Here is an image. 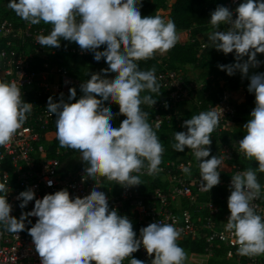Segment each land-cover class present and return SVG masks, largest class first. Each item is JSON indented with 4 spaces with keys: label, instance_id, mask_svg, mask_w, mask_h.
I'll return each mask as SVG.
<instances>
[{
    "label": "clouds",
    "instance_id": "1",
    "mask_svg": "<svg viewBox=\"0 0 264 264\" xmlns=\"http://www.w3.org/2000/svg\"><path fill=\"white\" fill-rule=\"evenodd\" d=\"M8 7L32 25H52L47 35L37 36V43L46 48H59L61 40L75 42L81 50L94 53L108 67L91 74L81 84L83 95L76 100V88L68 99L48 98L47 110L56 116V138L59 146L79 151L85 162V176L97 177L130 187L142 184V169L152 176L162 171L165 151L157 132L148 122L142 104L153 107L156 100L142 92L159 93L155 68L140 70L139 61L153 59L157 53L170 51L180 40L173 21L161 16H142V0H10ZM235 13V16H234ZM214 31L208 40L225 55L235 52L236 62L220 64L229 76L237 71L250 80L248 91L255 94V107L243 128L246 135L239 140V152L258 162L257 171L264 173V73L249 75L258 68L257 54H264V0H244L235 10L219 5L211 13ZM222 26L227 30H221ZM106 45L103 51L100 47ZM247 57V59H244ZM115 74L109 79L107 74ZM97 97H100L99 99ZM104 102L119 105L114 114ZM32 103L22 98L15 81H0V147L11 143L26 123ZM124 115L119 127L111 121ZM156 124V129L159 128ZM187 131L174 133L172 147L183 152L187 147L199 162L201 190L209 191L221 182L223 159L210 156L212 133L219 126L216 110L201 112L184 121ZM182 171L190 174V167ZM135 173V174H134ZM0 228L18 235L26 228L28 217H38L28 229L41 264H145L132 256L141 246L151 264H185L187 254L178 245L180 231L170 223L153 222L140 229V238L127 215L110 209L107 195L96 186L90 195L74 199L67 189L35 198L32 188L19 193L20 207L35 199L34 208L19 218L11 215L8 174L0 173ZM53 184L48 180V185ZM228 197L230 216L226 231L234 237L238 254L247 257L264 255V217L257 213L253 201L261 195L257 172L249 168L232 175Z\"/></svg>",
    "mask_w": 264,
    "mask_h": 264
},
{
    "label": "built area",
    "instance_id": "2",
    "mask_svg": "<svg viewBox=\"0 0 264 264\" xmlns=\"http://www.w3.org/2000/svg\"><path fill=\"white\" fill-rule=\"evenodd\" d=\"M242 2L229 0L227 7L234 11ZM167 10L170 14V10ZM158 15L161 16L160 11ZM164 20L168 21L170 17ZM51 29L52 25H32L16 13L8 16L0 14V81H15L21 88L25 102L33 104L22 129L10 144L0 147V173L8 174L7 198L12 205L11 215L19 218L34 208L35 199L23 209L20 207L22 199H17L20 192L29 188L35 191V198L38 199L62 189H67L74 199L76 196L90 195L97 182L101 185L97 190L107 195L110 209L127 215L133 223L138 239L140 229L150 223L159 221L173 224L180 231L177 243L187 254L185 264H212L219 259L218 256L229 264H264V255H239L238 245L232 243L234 237L226 231L232 175L249 169L238 162L248 160L239 152V140L242 138L226 135L233 132L232 127L236 124L237 103L225 92L209 108L219 113V126L212 133L211 153L205 159H211L213 155L223 159V165L218 169L221 171V182L211 190H201L199 162L187 147L173 159L165 158L163 153L162 171L156 175L150 176L146 168L142 169L140 185L124 187L103 177H97L95 182L85 176L86 165H81L84 161L76 150L56 145V116L46 108L48 98L52 96L58 102L63 93V98L67 100L69 90L81 85V78L74 76L64 60L56 56L62 46L46 48L37 43V36L47 35ZM64 49L80 56L92 53L81 50L75 42L69 41H65ZM156 77L163 93L160 101L152 107L154 115L150 124L153 128H156V124L162 127L166 123L184 128L183 121L192 109L189 107L191 87L185 71L165 67ZM201 112L204 111L200 109L198 114ZM72 156L78 159L76 163L68 162ZM182 166L190 167V174L183 172ZM250 168L254 170L252 166ZM48 180L53 181L51 186ZM252 203L257 213L264 217V183L261 184L260 197ZM37 219L28 217L31 223L26 220L25 230L18 235L0 228V264H41L32 237L28 234V229ZM201 238L206 242L204 252L186 249L190 241ZM218 251L222 252L221 255L217 254ZM133 254L145 264H151L155 257V254L149 257L143 246ZM123 263L129 264L127 260Z\"/></svg>",
    "mask_w": 264,
    "mask_h": 264
},
{
    "label": "trees",
    "instance_id": "3",
    "mask_svg": "<svg viewBox=\"0 0 264 264\" xmlns=\"http://www.w3.org/2000/svg\"><path fill=\"white\" fill-rule=\"evenodd\" d=\"M229 0H174L169 4V0H142V7L140 8L142 16H156L160 10H170V20L176 25L177 34L180 37L178 43L170 51L164 54L157 53L153 59L147 61H139L138 66L140 70H151L155 68V75L157 76L163 68L182 69L183 65L193 64L195 67L205 68L203 74L204 82L202 85H198L195 82L192 83V104L191 112L187 113V117L197 115L201 110L209 111L210 106L214 105L224 95L227 90L236 91L239 89L244 90L245 99L242 102L237 103V112L234 117L236 123L241 124L238 131L227 132L226 135L231 134L232 137L243 138L246 135V129L243 125L250 119V113L255 107V94L248 91V85L250 80L246 77H242V74L237 71L234 75L229 76L226 70H221L218 65L220 64H232L236 62L235 52L225 55L222 51H218L214 48V45L210 41H204V38L200 39L206 32L213 30L210 24L211 13L219 5L227 7ZM244 2V0H243ZM15 13L13 10H7L0 8V14L8 16V14ZM40 25H50L44 24ZM62 48L57 52V57H61L64 63L69 66L70 72L79 78H81V84L87 82L91 78L93 73H104L102 69L107 68L108 65L105 59L102 58L99 62L94 59V53L92 52L86 56H80L77 54L65 51V41L61 40ZM106 45H102L99 49L103 51ZM244 59H247L245 57ZM257 59L261 61L258 68H250L249 75L253 73H264V54L258 53ZM186 74V73H185ZM108 78L109 75L107 74ZM186 79L187 75H186ZM81 86V85H80ZM77 87V95L75 102L82 95L81 87ZM163 90L160 86L159 93H149L147 91L142 92L141 96L151 95L157 102L160 101V97ZM156 102V103H157ZM105 103V102H104ZM111 108L114 114L119 113V106L116 103L106 102ZM141 109L146 111L148 115V122L154 115L152 107L147 104H142ZM126 119L124 115H115L111 121L113 127H119L120 123ZM56 124V118H55ZM242 127V128H241ZM163 145L164 157L173 159L179 156L182 152H176L172 145L176 142L174 140V133L178 131H187V129L178 127L176 124H164L158 129L153 128ZM56 145H59L56 139ZM79 153V151H75ZM245 167L250 168L252 166L254 171L258 175L259 183H264V173L257 171L258 162L254 160L238 161ZM81 165H86L85 162ZM206 248V242L204 238L199 241H190L186 245V249L190 252H204ZM221 251L217 254L221 255ZM132 256L135 258L134 254ZM130 264V258L126 259ZM124 264V263H123ZM216 264H229L226 261L217 262Z\"/></svg>",
    "mask_w": 264,
    "mask_h": 264
},
{
    "label": "rangeland",
    "instance_id": "4",
    "mask_svg": "<svg viewBox=\"0 0 264 264\" xmlns=\"http://www.w3.org/2000/svg\"><path fill=\"white\" fill-rule=\"evenodd\" d=\"M0 1H2V3H0V8H4V9L9 8L8 4L10 3V0H0ZM173 1L174 0H169V4H171ZM162 17L164 19L165 15H162ZM222 29H224V28H222ZM203 36H204V41H206V42L209 41L208 40V34H206V35L204 34ZM203 36H200L199 38L202 39ZM181 68L185 71V73L187 75L188 82L190 84L191 89H192V83L193 82H195L198 85L203 84V82H204L203 74L205 72V68L195 67L193 64L183 65ZM108 75H109V79H114L115 74L108 73ZM226 93L228 94L229 98L232 99L235 103H239L240 101L245 99V94H244L243 89H239L236 91L227 90ZM97 98L99 99L100 97H97ZM191 104H192V98L189 102V107L191 106ZM116 105L119 106L118 104H116ZM104 106L109 107V105L106 102L104 103ZM187 119H189V118L187 117L185 120H187ZM239 127H240L239 125H237V126L234 125L232 127L233 131L234 132L238 131ZM55 135H56V131H55ZM77 155L81 157L80 152L77 153ZM77 160L78 159H75L74 156H72L68 159V162L76 163ZM218 258L219 259L215 263H212V264H216L217 262H224V259L222 258V256H218Z\"/></svg>",
    "mask_w": 264,
    "mask_h": 264
},
{
    "label": "crops",
    "instance_id": "5",
    "mask_svg": "<svg viewBox=\"0 0 264 264\" xmlns=\"http://www.w3.org/2000/svg\"><path fill=\"white\" fill-rule=\"evenodd\" d=\"M0 3H2V1H0ZM160 13H161V17H162V15H165L164 19H166V18L168 19L169 16H170L168 10L166 11V10H163V9H162V10H160ZM162 18H163V17H162ZM211 31H212V30L206 32L205 35H206V34H209ZM203 38H204V36H203ZM226 92H227V91H226ZM227 95H228V94H227ZM242 101H243V100H242ZM242 101H240V102H242ZM237 125L240 126L241 124L236 123L235 126H237Z\"/></svg>",
    "mask_w": 264,
    "mask_h": 264
}]
</instances>
